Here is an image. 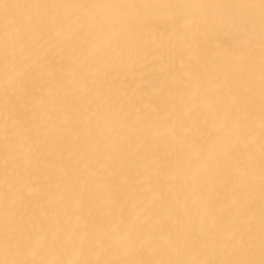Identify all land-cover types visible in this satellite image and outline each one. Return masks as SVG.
<instances>
[{"label": "bare ground", "instance_id": "obj_1", "mask_svg": "<svg viewBox=\"0 0 264 264\" xmlns=\"http://www.w3.org/2000/svg\"><path fill=\"white\" fill-rule=\"evenodd\" d=\"M0 264H264V0H0Z\"/></svg>", "mask_w": 264, "mask_h": 264}]
</instances>
